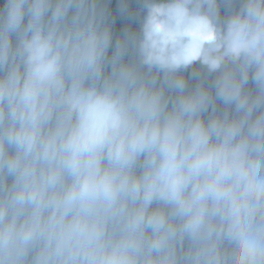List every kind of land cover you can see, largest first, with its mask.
I'll use <instances>...</instances> for the list:
<instances>
[{
    "label": "clouds",
    "instance_id": "clouds-1",
    "mask_svg": "<svg viewBox=\"0 0 264 264\" xmlns=\"http://www.w3.org/2000/svg\"><path fill=\"white\" fill-rule=\"evenodd\" d=\"M109 3L0 5V264H264V0Z\"/></svg>",
    "mask_w": 264,
    "mask_h": 264
},
{
    "label": "trees",
    "instance_id": "trees-1",
    "mask_svg": "<svg viewBox=\"0 0 264 264\" xmlns=\"http://www.w3.org/2000/svg\"><path fill=\"white\" fill-rule=\"evenodd\" d=\"M4 0H0V5H2ZM142 0H129V9L134 14H137L140 19H142L145 14L141 8ZM120 4V0H110L109 9L111 12V19L113 21V31L115 35H119L122 30L131 26L134 31H139L140 24L138 21H129L127 18H122L120 16L118 6ZM223 14V13H222ZM251 86V85H250Z\"/></svg>",
    "mask_w": 264,
    "mask_h": 264
}]
</instances>
